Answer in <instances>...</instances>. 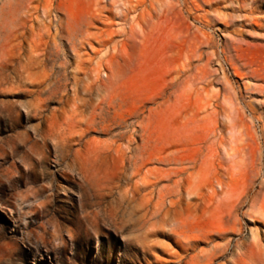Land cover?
Wrapping results in <instances>:
<instances>
[{
  "label": "rangeland",
  "instance_id": "obj_1",
  "mask_svg": "<svg viewBox=\"0 0 264 264\" xmlns=\"http://www.w3.org/2000/svg\"><path fill=\"white\" fill-rule=\"evenodd\" d=\"M243 1L241 7L237 0H213L195 11L194 16L215 17V22L210 25L194 21L191 17V21L208 34L209 46L206 49L214 52L211 69L216 72V78L205 84L206 90L200 88L199 94L196 90L191 91L185 104L175 100L171 90H164L183 65L178 59L180 55L176 54L182 46L176 47L174 39L166 46L171 62V72L165 75L167 81L157 63L159 56L155 33L145 43L147 52L152 55H139L142 57L135 60L133 69H127L122 47L130 40L129 23L134 19L141 20L142 14H147V11L156 20L157 12L150 0L142 3L133 0L134 8L129 16H126L125 0H117L114 7L110 0H0V48L8 54L7 61L0 62V264H104L109 256L113 264H121L122 250L119 246L113 248L110 238L116 236L120 240L122 237L114 232L111 220L107 218L101 221L98 235L90 231L86 245L78 246L75 241H69L63 251L62 238H70L69 231L73 232L75 240L84 236L83 221L77 219L75 212L67 215L65 210L70 209L72 201H79L85 188L79 185L82 176L78 171H69L67 164L60 162L51 139H48L46 148V166L58 184L55 190L42 191V185L48 186L50 181L45 182L41 178L28 184L18 179V168L26 172L33 168L36 173L40 170L34 153L37 148L31 149L36 141L43 142L40 133L62 130L68 127L70 121L88 116L90 108L83 102L96 100L107 92L101 86L106 82L109 92L130 97L123 111L130 112L136 105L142 108V132L149 142L148 153L166 155L177 138H181L180 146L197 153L202 145L200 135L210 132L211 140L215 141L219 150L216 159L219 175L227 180L233 177L237 186L244 183L251 174V166L248 159L250 149L247 147L245 154L242 147L251 142L252 134L264 146L263 111L257 104L256 95L244 92L240 79L222 52L225 39L233 36L237 44L241 40L240 47L243 45L241 49L245 50L240 52L247 62L264 60V0ZM78 21L79 27L72 29L71 24ZM141 37L142 34L137 35L139 47ZM116 63L120 64L122 75L114 82L112 65ZM224 78L233 86L231 93H236L235 104L223 101L226 92ZM202 99L210 100L211 105L201 108ZM214 108L218 113H213V116L210 112ZM130 124L128 135L133 131ZM188 128H194L195 133H188ZM76 129L80 131L82 127L77 126ZM115 140L114 148L127 144V139L91 132L76 149L84 153L88 147L91 148L90 168L95 177L104 181L101 184L109 195L101 208H112L117 220L128 227L136 222H145L141 231L129 232L126 236L146 240L155 221L160 230L167 233L173 218L186 215V211L191 212L190 218L195 222L188 223V234H204L208 218L204 213L203 195L208 190L204 188L201 193L190 197L183 192L181 200L176 196L167 197L162 216L153 218L151 213L155 199L150 198L152 192L163 184H173L176 179L173 173L168 178H162L161 174L169 173L176 165L149 162L138 176H133L131 166L115 150L105 154L99 149L101 144ZM135 143H141L140 137L135 136ZM95 145L98 147L95 148ZM152 168H156V176L148 171ZM64 170L73 176L72 182L61 177ZM191 171L199 173V164ZM7 172L13 173L14 180L18 179L14 185L6 181ZM157 175L162 180L155 185ZM36 190H39V196L34 198L32 192ZM51 192L55 194V211L40 219L36 209L30 210V206L38 200H45ZM173 201L177 203L173 205ZM18 209L20 212H17ZM66 215L72 220L65 219ZM25 217L28 225L25 224ZM242 225V235H232L231 250H234L236 240L246 241L252 235L264 250V220L254 222L243 218ZM57 227L60 230L56 233ZM156 240L159 249L146 254L142 264H182L185 251L196 255L209 247L202 238L188 240L175 236L169 239L158 234ZM215 242L222 243L223 240L216 239ZM225 260L221 258L216 264ZM207 262L202 257L195 264Z\"/></svg>",
  "mask_w": 264,
  "mask_h": 264
},
{
  "label": "bare ground",
  "instance_id": "obj_2",
  "mask_svg": "<svg viewBox=\"0 0 264 264\" xmlns=\"http://www.w3.org/2000/svg\"><path fill=\"white\" fill-rule=\"evenodd\" d=\"M137 1L139 3L144 2V0ZM150 1L157 12L156 20H153L152 15L147 11V14H142L141 20L135 21L134 19L129 23L128 36L130 40L122 47L126 56L127 69L129 71L132 68L137 58L145 55H152L147 52L145 43L153 38L155 33L157 36L156 41L159 56L157 63L164 71V78L165 81H167L168 79L165 75L171 72V62L168 59L169 55L167 56L166 54V46L174 39V43H172L175 44L176 47L179 48V46H182V49L178 50L176 54L180 55L179 58H177L183 62V65H181L182 68L178 70L176 76L168 81L164 90L167 88L171 90V95L175 97V100L187 101L190 98L191 91L196 90L199 94L200 88L206 90L205 84L211 81L212 78L213 80L216 78V72L211 69L214 52H209L206 49L209 46V41L207 40L208 34L202 27L194 24V21H198L204 25H210L212 22H215V17L213 16L211 18L205 15L194 16L195 11L201 10L203 6L209 4V2L213 0ZM237 1L242 7L244 1ZM116 3L117 0H110L111 6L114 7ZM124 3L127 6L126 16H129L134 8V2L133 0H125ZM191 17L194 21H191ZM79 22L80 21L76 24H71L72 29L76 30L79 27ZM138 34H142L140 47L137 43ZM239 41L237 44L235 37L229 36L225 39L222 52L225 53L226 61L232 67L234 74L240 79L244 92L246 94L251 93L256 95L257 104L261 106L263 111L261 115H263L262 118H264V60L254 61L252 59L253 61L247 62L241 55L240 50L245 49H241L243 45L240 47ZM7 55L8 54L0 48V62L7 61ZM139 55L142 56L138 57ZM200 63L203 64L199 65ZM121 75L120 64H113V81L115 82ZM224 80L225 83L223 84L226 92L223 94V101L230 105L235 104L237 100L236 93L234 92L232 94L230 91L233 86L231 87L227 78H224ZM106 83L101 84V86L103 85L107 92L102 93L96 100H87L83 102L84 106L90 108L88 116L83 117L81 120L70 121V123L67 124L68 127H64L62 130H45L40 133L43 137V142L39 143L36 141L31 147V149L37 148V150L34 151L38 157L36 162L40 167L37 173L33 168H30L27 172L18 168L20 172L18 179L24 180L25 184L31 181L37 182L38 179L41 178V180L45 182L50 181L48 186L42 185L41 190L54 191L58 184L52 178L53 173L49 171L46 166L48 158L46 148L48 147V139H51L55 146V152L59 154L58 157L60 162H65L67 164L66 169H69V171L75 169L82 176V181H79V185L85 188V190L80 194L79 201H72L70 209L65 210V213L68 215L75 212L77 219L83 221L84 236L81 240H75L73 232L69 231L70 238H62L63 251L66 250L69 241H75V244L78 246L86 245L89 242L87 236L90 231L93 230V232L98 235L99 232H101V221L107 218V220H111L115 229L114 232L122 237L120 240L116 236H111L110 238L113 248L119 246L120 251L122 250L121 264H142L146 254H150L154 249H159V242L156 240V235L158 234L166 235L169 239L175 236L176 238L183 237L188 240L204 239L205 244L209 247L202 249L201 254L196 255H190L189 251H185L182 264H195L196 260L202 257L207 259V264H216L221 258H225L226 260L219 264H264V250L259 246L253 235L247 238L246 241L236 240L234 250L230 248L233 242L232 235L240 236L243 233V218H247L254 222H257L259 219L264 220V146H262L258 138L252 134L251 142L242 147L245 154H247V147L250 149L248 159L250 160L251 174H249L241 186H237V180L233 177L227 180L219 175V168L216 164L219 150L214 144L215 141L211 140L212 136L210 132L200 135V144L202 145L198 147L197 153H191L187 151L185 147L180 146L179 142L181 138H177L172 142L174 144H171L172 148H170L166 155L157 156L154 152L148 153L149 142L142 132L144 122V119H142V108L136 105L130 112L123 111L130 97H123L115 92H109V85ZM199 84L201 86H197ZM202 101L201 108H207L211 105L210 100L202 99ZM213 113L217 114L218 110L214 108L213 111L210 112V115L212 114L214 116ZM206 116L208 117L209 114ZM31 118L33 119V117ZM129 123H131L130 125L133 129L130 135H128L127 131L130 127ZM77 126H81L82 129L78 131L76 129ZM91 132H97L108 136L113 135L118 139H127L126 146L120 145L118 148H114L113 144L116 142L115 140L110 143L101 144L99 149L105 154L112 153L115 150L117 154L131 166V174L133 176H138L143 166L149 162L159 161L176 165L169 173L162 172L161 174L162 178H168L170 177V173H173L176 176L173 184H163L152 192L150 198L155 199L154 208L151 213L153 218L158 219L160 215L162 216V209L166 205L167 197L176 196L181 200L183 192H187L190 197L192 194L201 193L204 188L207 189V194L204 193L203 195L205 204L204 213L208 218L204 234H188L186 229L188 223L193 224L195 222L190 218L192 216L191 212L186 211V215L181 214L173 218V222L171 221L172 226L168 229L167 233L161 231L155 221L152 223L150 237L146 240H141L138 236H126L129 232L136 233L141 231L145 226V222H136V224L128 227L117 220L118 217L116 213L111 210L112 208L110 210L107 209L108 207L106 209L101 208L102 203L107 200L109 195H107L103 184H101L104 181L95 177L94 172L90 168L91 157L89 155L92 152L91 148L88 147L87 151L84 153L76 149V146L85 142L86 137ZM188 133L193 135L195 129L188 128ZM135 136L140 137L141 143H135ZM96 147L98 146L95 145V148ZM241 160L242 159H240V161ZM234 162L237 163L235 159ZM197 164L200 166L201 173L200 171L199 173L197 171H191ZM155 169L156 168H152L148 171L156 176L157 171H155ZM69 171L64 170L61 173V177L67 182H72L73 176ZM6 174V181L9 185L12 183L14 185L15 181L18 179L14 180L12 178V172H7ZM185 174L186 177H184ZM162 178L160 175H157L155 185L161 182ZM38 191L39 190L32 192L34 198L39 196ZM54 198L55 194L51 192L47 195L45 200H38L36 204H32L30 210L36 209L37 216H39L40 219L50 216L55 211L53 208ZM176 203V201L172 202L173 205ZM94 206L96 209L91 210ZM9 211L12 212L11 209ZM17 212H20V210L18 209ZM67 215L64 216V218L72 220V218H69ZM165 216H163L162 219L165 220ZM24 219L25 224L28 225L27 218L25 217ZM59 230L60 229L57 227L55 232L57 233ZM151 236L153 238H151ZM215 238L223 240V242L216 243ZM104 264H113L111 256L104 260Z\"/></svg>",
  "mask_w": 264,
  "mask_h": 264
}]
</instances>
